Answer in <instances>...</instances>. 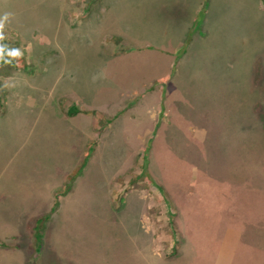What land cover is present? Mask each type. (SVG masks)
Segmentation results:
<instances>
[{"label":"rangeland","instance_id":"1","mask_svg":"<svg viewBox=\"0 0 264 264\" xmlns=\"http://www.w3.org/2000/svg\"><path fill=\"white\" fill-rule=\"evenodd\" d=\"M0 264H264V0H0Z\"/></svg>","mask_w":264,"mask_h":264},{"label":"trees","instance_id":"2","mask_svg":"<svg viewBox=\"0 0 264 264\" xmlns=\"http://www.w3.org/2000/svg\"><path fill=\"white\" fill-rule=\"evenodd\" d=\"M198 20H199V19H198ZM161 96H163V89L161 90ZM77 111H78V109H77L76 107L71 106V107L68 109V114H69V115H72V114L76 113ZM86 160H87V156H86L85 159L82 161L80 167H79L75 172H72L71 174L68 175L69 182L73 179V177L75 176V174H77V172L80 171V169L82 168V166L86 163ZM144 174H147V172H146V167H145V166L142 167V169H141L139 175H144ZM148 177H149V176H148ZM149 178H150V177H149ZM149 180H150L151 182L155 183L156 187H157L161 192H163L162 187H161L157 182H155L154 179L150 178ZM67 184H68V183H67ZM55 205H56V203L54 204V206L51 207L50 211H52V210L54 209ZM48 213H49V212H48ZM48 213L45 215V217H48ZM40 220H41L40 217L37 218V221H40ZM37 228H38V226H37L35 229H37ZM39 237H40V234H39L38 230H36V236H35V238H36V241H37V242H40Z\"/></svg>","mask_w":264,"mask_h":264},{"label":"crops","instance_id":"3","mask_svg":"<svg viewBox=\"0 0 264 264\" xmlns=\"http://www.w3.org/2000/svg\"><path fill=\"white\" fill-rule=\"evenodd\" d=\"M197 1H201V0H196V2H197ZM196 5H197V3H196ZM190 11H191V14L195 17L197 12H194L192 8H190ZM196 11H199V4L196 6ZM192 15H191V16H192ZM193 16H192V17H193ZM199 20H200V19H199ZM192 23H193V22H192ZM190 25H191V24H190ZM190 27H191V26H190ZM187 42H189V41H187Z\"/></svg>","mask_w":264,"mask_h":264}]
</instances>
